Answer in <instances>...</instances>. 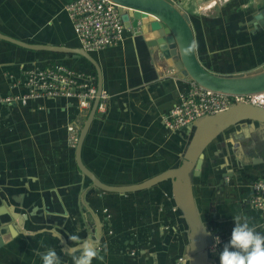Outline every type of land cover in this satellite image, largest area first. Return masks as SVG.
<instances>
[{"label": "crops", "instance_id": "0c3cea01", "mask_svg": "<svg viewBox=\"0 0 264 264\" xmlns=\"http://www.w3.org/2000/svg\"><path fill=\"white\" fill-rule=\"evenodd\" d=\"M69 1L0 0V32L29 43L80 47L64 10ZM175 1L190 12L207 0ZM242 1L257 6L264 2ZM196 24L197 41L215 44L216 35ZM124 35L120 44L90 52L100 66L107 98L104 109L96 110L81 148L84 166L110 185L137 184L175 166L186 143L182 127L168 129L163 116L187 82L177 79L164 60H155L130 32ZM66 56L0 39V95L25 93V72L54 63L93 74L82 57ZM86 115L75 100L64 97L0 104V219H10L16 228L9 224L0 234V264H42L39 253L49 249L57 252L61 264H73L67 251L77 247L72 235L100 241L104 259L92 264H176L179 257L186 264L187 226L174 206L169 179L116 192L91 188L90 179L79 172L76 143L69 142L67 126L79 131ZM207 171L202 167L193 178V190L203 220L212 221L222 235L213 254V264H220V252L235 227L233 216L246 215L264 231L248 192L240 189L248 187L247 176L234 172L233 183H218ZM94 216L101 221V234L95 237Z\"/></svg>", "mask_w": 264, "mask_h": 264}, {"label": "water", "instance_id": "95a60500", "mask_svg": "<svg viewBox=\"0 0 264 264\" xmlns=\"http://www.w3.org/2000/svg\"><path fill=\"white\" fill-rule=\"evenodd\" d=\"M111 1L123 7L121 20L125 32H130L135 40L142 42L145 51L162 57L167 69H171L177 79L194 81L206 89L227 94L264 91V60L247 70L232 72H217L203 65L196 52V31L191 16L175 0ZM249 23L253 29L264 27V6L252 14ZM0 39L31 50H48L66 54V57H82L94 67L97 81L96 96L79 128L75 144V161L79 172L90 179L91 188L116 192L137 190L169 179L174 206L180 211L181 218L187 226L186 264H213L215 261L213 254L217 250L211 252L209 246L215 231L209 228L201 217L194 196L193 178L200 174L205 147L226 129L230 127L236 129L240 124L249 122L251 127L255 123L258 130L264 131V108L248 103H234L225 110L197 117L182 127L180 133L186 143L175 166L137 184H106L81 161L82 144L95 116L102 90L101 69L97 61L90 52L79 46L29 43L2 32ZM12 207L15 208V205L12 204ZM15 212L25 215L17 208ZM95 218L93 237L101 234V221L98 217ZM9 224L16 230L10 219H0V234L6 227H10Z\"/></svg>", "mask_w": 264, "mask_h": 264}, {"label": "built area", "instance_id": "2783aa9c", "mask_svg": "<svg viewBox=\"0 0 264 264\" xmlns=\"http://www.w3.org/2000/svg\"><path fill=\"white\" fill-rule=\"evenodd\" d=\"M64 10L79 45L84 50L98 52L123 41V7L117 3L111 0H71L64 5ZM186 82V88L179 93L177 103L163 116V122L170 130L180 129L197 117L225 110L234 103H248L264 108V91L227 94L206 89L194 81ZM22 84L26 88L25 93L0 95V104H24L30 99L41 97H64L75 100L78 107L87 114L97 89L94 74L76 71L63 63L28 69ZM106 98L107 93L101 90L96 110L104 109ZM67 132L69 142L74 145L78 130L69 125ZM249 188L248 203L259 212L264 231V173L250 181ZM216 237H219V242ZM221 242L222 235L215 232L209 246L211 252H215ZM183 260L179 257L176 264H182Z\"/></svg>", "mask_w": 264, "mask_h": 264}, {"label": "rangeland", "instance_id": "374dc122", "mask_svg": "<svg viewBox=\"0 0 264 264\" xmlns=\"http://www.w3.org/2000/svg\"><path fill=\"white\" fill-rule=\"evenodd\" d=\"M262 6V1L257 6L256 2L244 4L242 0H207L188 12L195 27L200 22L205 32H211L216 35L214 38H218L215 44H204L197 41V34L196 51L204 66L220 70L217 72H232L247 70L264 60V27L253 29L249 23L252 14ZM229 20L232 21L230 26ZM222 24L224 26H220ZM238 32H241L239 37ZM153 58L163 60L158 55Z\"/></svg>", "mask_w": 264, "mask_h": 264}, {"label": "flooded vegetation", "instance_id": "af4514ba", "mask_svg": "<svg viewBox=\"0 0 264 264\" xmlns=\"http://www.w3.org/2000/svg\"><path fill=\"white\" fill-rule=\"evenodd\" d=\"M202 167L208 169V174L213 173L218 183L232 181L234 172L252 181L264 172V131L258 130L255 123L251 127L249 122L226 129L205 147ZM249 182L248 187L240 188L248 195Z\"/></svg>", "mask_w": 264, "mask_h": 264}, {"label": "clouds", "instance_id": "9594fccd", "mask_svg": "<svg viewBox=\"0 0 264 264\" xmlns=\"http://www.w3.org/2000/svg\"><path fill=\"white\" fill-rule=\"evenodd\" d=\"M235 227L232 229L231 239L224 244L220 252V264H264V233L257 230L258 225L251 223L246 215H235ZM56 238L61 240L59 233ZM71 241L76 242L77 247L67 249L72 255L73 264H92L94 259L103 261L100 255V241L93 238L81 240L80 237L72 235ZM219 242V237H216ZM107 252V245L103 246ZM42 264H61L59 255L54 249L39 253Z\"/></svg>", "mask_w": 264, "mask_h": 264}, {"label": "trees", "instance_id": "16d2710c", "mask_svg": "<svg viewBox=\"0 0 264 264\" xmlns=\"http://www.w3.org/2000/svg\"><path fill=\"white\" fill-rule=\"evenodd\" d=\"M84 59V58H83ZM85 60V59H84ZM85 61H87V60H85ZM88 62V61H87ZM88 64H89V66L91 67V69H92V71H93V74L95 75V71H94V67L88 62ZM67 66H69V65H67ZM70 67V66H69ZM96 76V75H95ZM204 222H205V224L209 227V228H211L212 230H214L215 232H216V227H214V224H213V222L212 221H209V220H207V222H206V220H203ZM216 233H219V232H216Z\"/></svg>", "mask_w": 264, "mask_h": 264}]
</instances>
